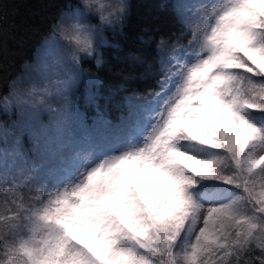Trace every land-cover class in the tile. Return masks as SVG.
<instances>
[{"label":"snow or ice","instance_id":"snow-or-ice-1","mask_svg":"<svg viewBox=\"0 0 264 264\" xmlns=\"http://www.w3.org/2000/svg\"><path fill=\"white\" fill-rule=\"evenodd\" d=\"M185 15L195 30L168 69L170 91L155 109L128 101L122 149L101 155L74 135L88 125L70 97L98 83L80 67L93 56L99 66L98 53L68 55L58 89L67 103L48 107L51 126L43 100L0 97L5 111L30 104L21 128L40 149L31 161L18 140L12 153L0 148V184L16 205L0 216V264H253L257 252L264 264V0L184 4ZM95 122L110 124L98 106ZM25 186H35L27 202Z\"/></svg>","mask_w":264,"mask_h":264},{"label":"trees","instance_id":"trees-1","mask_svg":"<svg viewBox=\"0 0 264 264\" xmlns=\"http://www.w3.org/2000/svg\"><path fill=\"white\" fill-rule=\"evenodd\" d=\"M184 1L189 3V0H129L130 11L120 30L108 32L110 42L101 46L100 65L92 60L83 61L98 83L90 91L82 84L73 98L87 117L89 139L80 130L75 135L82 140L80 147L96 150L126 143L123 125L134 119L128 101L132 100L138 108H149L152 99L164 89L168 69L173 64L171 57L182 54L192 39L191 25L185 18V23H181L177 16ZM76 2L0 0V97L9 92L23 65L33 59L37 46L52 31L62 11ZM89 92L97 97L96 104L87 103ZM97 106L103 118L110 121L108 126L95 122ZM21 194L25 202L34 196L24 191ZM12 199L13 195L0 197V204L12 203ZM14 212L3 215L11 216Z\"/></svg>","mask_w":264,"mask_h":264},{"label":"rangeland","instance_id":"rangeland-1","mask_svg":"<svg viewBox=\"0 0 264 264\" xmlns=\"http://www.w3.org/2000/svg\"><path fill=\"white\" fill-rule=\"evenodd\" d=\"M214 2H216V0H189L188 4L196 6L199 4H211ZM184 4H186L185 1L183 2V5ZM79 9V0H77L75 4H70L65 10L62 11L57 22L53 26L52 31L49 33V35L45 37L41 44L37 46L33 59L23 65L22 72L11 82L9 86V92L4 95L8 96L11 92L15 91L17 95L22 96L25 100L29 101L30 103L37 100H43V103L39 104L38 107L41 110V119L45 125L51 126L55 124L57 120L56 112L48 111V107L50 106L53 109H63L67 103L64 99V94L59 92L58 89L60 88L59 81L67 78L65 69L67 67V57L71 53V48L70 45L61 38L60 34H57L55 32V27L61 21L68 18L69 15L74 12V10ZM184 18L191 25V30L194 31L196 23L195 17L189 18L187 17V15H185ZM84 19L93 24L96 23L95 17H84ZM120 28L121 26L117 28L106 29V37L103 39H98L99 41H102V44L97 46L98 58L100 59V61L101 46L106 45L108 42H110L108 32L112 33L114 31L120 30ZM45 49H49L50 51L47 53V55H41ZM38 55L40 56L39 60L37 59ZM180 55L181 54L171 57L173 63L175 61V58ZM96 59L97 56H93L91 58H82L80 65L83 71L91 75L94 80H96L95 74L85 68V66L83 65V61L92 60L96 63ZM82 84H85L84 88L86 91L95 90L97 85L96 83L89 85L86 81H82L79 83L76 89V95L77 93H79V88H81ZM168 91H170V89L166 91L164 85L163 91H161L152 99L151 106L149 108H158L162 99L167 96ZM74 95H71L70 97L72 101ZM25 107H30V104L21 105L20 108L13 107L8 111H5L3 107H0V125L8 129V131L11 133V135H9L6 140L0 138V148L7 149L9 153H12L17 147L16 141L18 140L20 142V145H22L20 149L22 155L27 157L31 161H38L40 159V149L35 148L29 132L21 128V124L24 119L21 114V108ZM86 131L87 130H80L81 133H86V137H88L89 139V133ZM74 135L79 134L75 131ZM78 141L80 143L82 142V140ZM43 145L44 141L41 140L40 147L43 148ZM124 146L125 144L123 143H120L118 145L115 144L110 148H98L96 149V152L101 155H107L118 149H122ZM7 163L9 165L15 164L16 166H19L21 164V160L20 157L9 155L7 158ZM5 187V185L0 184L1 198L4 196H12V194L6 193L4 191ZM7 187H11V184L7 185ZM19 191L20 193L24 191L28 194L35 195V186H25L19 189ZM10 204L13 203L7 202L4 205L0 204V215L16 210V205L13 204L12 206H10ZM0 227L2 230L3 225L1 224ZM253 264H260V255L258 252L253 258Z\"/></svg>","mask_w":264,"mask_h":264},{"label":"clouds","instance_id":"clouds-1","mask_svg":"<svg viewBox=\"0 0 264 264\" xmlns=\"http://www.w3.org/2000/svg\"><path fill=\"white\" fill-rule=\"evenodd\" d=\"M80 9L61 21L60 36L70 45L71 54L95 55L97 41L106 37V29L121 26L130 11L129 0H79ZM84 17H95L91 23Z\"/></svg>","mask_w":264,"mask_h":264}]
</instances>
